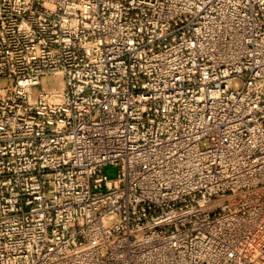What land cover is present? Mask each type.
Wrapping results in <instances>:
<instances>
[{
	"label": "built area",
	"instance_id": "obj_1",
	"mask_svg": "<svg viewBox=\"0 0 264 264\" xmlns=\"http://www.w3.org/2000/svg\"><path fill=\"white\" fill-rule=\"evenodd\" d=\"M0 264H264V0H0Z\"/></svg>",
	"mask_w": 264,
	"mask_h": 264
},
{
	"label": "rangeland",
	"instance_id": "obj_2",
	"mask_svg": "<svg viewBox=\"0 0 264 264\" xmlns=\"http://www.w3.org/2000/svg\"><path fill=\"white\" fill-rule=\"evenodd\" d=\"M104 170L106 174H108L109 177H115L118 174V167L113 165H106L104 167Z\"/></svg>",
	"mask_w": 264,
	"mask_h": 264
}]
</instances>
